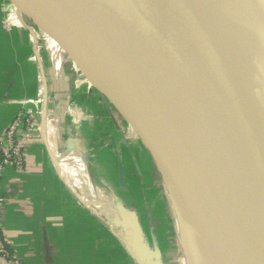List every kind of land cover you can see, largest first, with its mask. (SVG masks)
Instances as JSON below:
<instances>
[{
	"label": "crops",
	"instance_id": "1",
	"mask_svg": "<svg viewBox=\"0 0 264 264\" xmlns=\"http://www.w3.org/2000/svg\"><path fill=\"white\" fill-rule=\"evenodd\" d=\"M56 39L59 38L55 36L52 24L42 22L31 10L19 9L12 0H0V108L16 104L31 106L26 110L11 111L13 117L7 120L6 111L5 114L0 112V123L4 122L0 126V139L19 114L32 112L37 115L42 111L40 90L45 79L48 87L54 85L53 95L49 92L48 98L56 101L53 103L55 110L62 109L61 105L68 108L63 112L65 121L58 138L54 132L58 125L56 116L49 114L48 117L47 114L52 127L53 150L72 152L73 155L72 160L66 161V176H63L53 165L41 135L29 141L24 148V172L7 170L0 179L4 198L0 205L3 237L23 264H161L159 241L143 229L138 199L130 193L129 184L126 185L125 170L129 173V181L139 180L136 162L131 159L133 156H128L130 159L125 156L129 152L127 145L120 139L119 143L111 142L109 149H105L104 143L101 146L92 134L101 129L95 113L98 107L75 105L70 101L81 100V95L70 97L55 89L58 82L68 81L63 47ZM21 53L25 60L17 64ZM5 58L9 60L7 74L2 70L6 67ZM14 86L22 92H14L17 94L11 97L8 93ZM70 106L74 111H69ZM40 116L41 113L38 121ZM114 128L112 132L115 131L117 136L120 132ZM70 186L79 189L81 197L88 199L94 195L102 204L108 199L114 211L110 212L109 208L107 213L103 212L114 221L135 222L134 229L138 234L135 235L134 253L127 252L117 238L101 235L100 230L104 227L97 223V228L91 217L86 216L84 206ZM97 209L102 208L97 206Z\"/></svg>",
	"mask_w": 264,
	"mask_h": 264
},
{
	"label": "water",
	"instance_id": "2",
	"mask_svg": "<svg viewBox=\"0 0 264 264\" xmlns=\"http://www.w3.org/2000/svg\"><path fill=\"white\" fill-rule=\"evenodd\" d=\"M12 1L19 9L31 10L42 22L52 24L55 36L61 39L67 49L72 42L67 37L78 41L83 34L87 35L106 58L126 95L128 96L108 58L137 86L153 95L166 108L191 143L213 152L220 162L219 170L225 173V164L217 158L221 151L233 171L238 193L264 221V87L238 71L218 49L211 48L209 44L213 43L204 39L200 27L188 19L184 10L179 6L171 7L166 4L162 16L143 0ZM36 56L41 69L37 52ZM97 82L107 89L105 78L100 77ZM42 85L43 105L46 108L45 79ZM128 98L136 108L129 96ZM188 116L212 127L233 130L249 139L245 159L246 177L227 151L221 148L215 150L187 125L184 118ZM139 118L141 120L140 114ZM141 123L143 125L142 120ZM118 171L122 179L121 166ZM184 192L190 190L184 189L182 193ZM110 208V212H113L112 205ZM191 213L197 216L195 210ZM108 219L111 233L114 229L125 228L123 238L114 237L127 252L134 253V241L137 239L135 235L138 234L134 229L135 222L127 220V223H120L113 222L109 217ZM202 224L206 230L209 228L207 222L206 225ZM195 228L198 230L197 225ZM235 228L240 229L247 247V224L240 223ZM204 234L200 237L198 232H194L195 243L201 242L204 237L206 241L209 240L210 235ZM230 236L227 233L214 241L211 239L206 245L208 251L200 250L201 247L196 243L193 247L195 256L205 257L208 256L207 253H211L223 258V264H234L231 257L241 261L240 264L249 261V258L241 260L243 254L241 251L238 254L237 244L232 242ZM259 237V241H262L261 236Z\"/></svg>",
	"mask_w": 264,
	"mask_h": 264
},
{
	"label": "bare ground",
	"instance_id": "3",
	"mask_svg": "<svg viewBox=\"0 0 264 264\" xmlns=\"http://www.w3.org/2000/svg\"><path fill=\"white\" fill-rule=\"evenodd\" d=\"M143 1L162 16L166 4L179 6L192 23H197L204 39L213 43L209 44L211 48L218 49L238 71L264 87V0ZM108 60L140 114L157 172L161 175L169 210L177 223L178 237L187 263L223 264V258L211 253L196 257L193 247L197 243L200 250L208 251L207 242L228 233L232 242L237 244L238 254L240 251L243 254L241 260L249 258L243 264H264V221L238 193L233 171L223 153L219 151L217 158L225 164V173L219 170L220 162L213 152L191 143L166 108L153 95L137 86L112 60ZM40 113L38 131L42 141L48 146L50 159L57 171L66 176V161L73 159L72 152H53L52 127L46 108ZM184 119L215 150L221 148L227 151L245 176L246 150L250 143L247 137L230 129L212 127L191 116ZM184 189L190 192L182 193ZM192 210L199 217L193 215ZM206 222L209 225L207 230L202 224L206 225ZM244 222L249 233L248 249L240 229L235 228ZM193 223H196L198 230ZM194 232H198L200 237L204 233L210 235L209 240L206 241L204 237L201 242L195 243ZM259 236L262 241H259ZM202 260L204 263H200ZM231 261L241 263L233 257Z\"/></svg>",
	"mask_w": 264,
	"mask_h": 264
},
{
	"label": "rangeland",
	"instance_id": "4",
	"mask_svg": "<svg viewBox=\"0 0 264 264\" xmlns=\"http://www.w3.org/2000/svg\"><path fill=\"white\" fill-rule=\"evenodd\" d=\"M67 39L68 41H72L70 44H68V49L63 44L61 39H56V42L62 44L63 47V57L65 60L64 70L66 71L68 81L67 83L58 82L55 89L58 92H64L65 95H70V97L73 94L81 95V100L70 101L74 102L75 105L78 103L80 105H89L88 107L93 109L98 107L95 109V113L99 117L98 119L101 123V129L98 132H92V134L99 139L101 146L104 143L106 147L105 149H109L110 146L108 145L111 142L119 143L120 139L125 142L128 148L127 151H129V155L127 153L125 156H127L128 159L131 158L128 156H133L131 159L136 162V168L139 172H137L139 175V180L135 179L129 181V176L127 175L129 173L125 170L126 185L129 184L128 188L130 193L133 194L136 199H138L139 207L143 217V229L145 230L146 234H153L154 237H156L155 239H158L159 241L160 249L158 250V253L161 264H188L183 247L181 246V242L178 237L177 223H175L169 210L170 207L162 184L161 176L159 171L157 172L158 169L152 156L150 143L146 138L144 128L136 108L130 102L125 91L116 79L106 58L92 42V40H90V38L85 34H83L78 41H73V38L71 39L68 37ZM24 60L25 58L23 59L21 53L18 56L16 62L18 64ZM4 61L6 63V67L2 70L5 74H7L9 66L7 63L9 60L5 58ZM100 77L106 79L105 83L108 84L106 90L101 87L100 82H97ZM27 85L30 86L28 83ZM51 89H54L53 83L50 85L49 89H47V94L50 92V95L52 96L53 93ZM4 91L6 92L7 90L5 89ZM14 92L22 91H20L17 86H14V89H10L8 95L13 97L14 94H17ZM79 95L78 97H80ZM112 96L113 98H111ZM15 97L18 98V96ZM49 99L51 103L47 102L46 112L49 117V114L51 115L54 113L49 112L48 108L55 111L54 116H56L58 125L57 130L54 129V132L57 135L55 138H58L60 135H62L61 129L63 128L65 121L63 112L67 107L66 105H61L62 109H58L56 111L53 104L56 101L50 97ZM30 107V105L23 106L21 104H16L14 107L9 108L3 106L0 108V112L5 114L4 111H6L5 117L7 120L11 116V111L15 109L20 110L21 108L26 110ZM71 107L72 106L69 107V111H74V109ZM43 108L45 109L44 105L42 104V109ZM86 109L89 110L88 108ZM84 111H80L79 113L83 114L85 113ZM12 117L13 115L10 117V119ZM3 123L4 122L1 121L0 126L3 125ZM39 123L40 121H38V126ZM113 127L119 130V134L121 136H118L119 134L116 136L115 131L112 132ZM53 152L58 151L54 150ZM70 179L71 177H69L68 180L70 181ZM94 191L99 193L98 190ZM85 194L88 195L89 193L85 192ZM102 200L104 199L102 198ZM108 202L109 200L107 199V204H110ZM84 211L87 217H91L90 219H92V222L95 226H97V223H99L101 228L104 227L103 229L105 231L100 230L101 235L104 237L108 236L112 239H115L114 235L119 238H123L125 228L114 229L111 233L108 229L111 224L107 216L98 215V218L97 216L90 213V211L86 209ZM109 218L113 220L112 217ZM200 263H204V261Z\"/></svg>",
	"mask_w": 264,
	"mask_h": 264
},
{
	"label": "built area",
	"instance_id": "5",
	"mask_svg": "<svg viewBox=\"0 0 264 264\" xmlns=\"http://www.w3.org/2000/svg\"><path fill=\"white\" fill-rule=\"evenodd\" d=\"M47 85V89H48ZM44 97V89L40 90ZM47 94V102L49 103ZM32 102V101H29ZM42 104V102H41ZM49 112L55 111L49 109ZM32 112L19 114L13 123L9 126L3 137L0 139V179L4 176L7 170H14L17 173H22L25 170V155L24 148L37 135H40L38 131V116ZM72 193L82 206L93 215L99 216L105 215V212L109 211L111 204H107V199L103 204L101 199H97L91 195L88 199L80 196V191L77 188L70 186ZM3 195L0 190V205L3 203ZM97 202V203H95ZM97 206L102 209H97ZM96 211V213H95ZM98 213V214H97ZM99 215V216H98ZM0 264H23L19 257L13 253L3 237L2 221L0 219Z\"/></svg>",
	"mask_w": 264,
	"mask_h": 264
},
{
	"label": "trees",
	"instance_id": "6",
	"mask_svg": "<svg viewBox=\"0 0 264 264\" xmlns=\"http://www.w3.org/2000/svg\"><path fill=\"white\" fill-rule=\"evenodd\" d=\"M7 51L9 52V49Z\"/></svg>",
	"mask_w": 264,
	"mask_h": 264
}]
</instances>
